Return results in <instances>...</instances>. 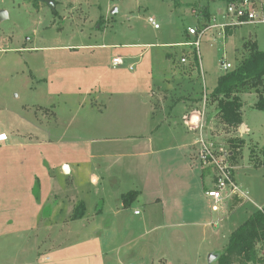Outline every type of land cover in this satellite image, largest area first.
Segmentation results:
<instances>
[{"label": "rangeland", "instance_id": "1", "mask_svg": "<svg viewBox=\"0 0 264 264\" xmlns=\"http://www.w3.org/2000/svg\"><path fill=\"white\" fill-rule=\"evenodd\" d=\"M179 2V5H175L172 0H53V3L48 0H0V12L4 13V17L0 16V131L11 132L10 141L16 137L18 139L11 151L6 148L10 141L0 143V189H53L54 184H61V189H75L68 183L71 179L69 171L60 170L59 164L63 160L82 162L84 174L79 175L78 182L75 180L74 183L77 189H84L83 195L90 206L98 200L99 193L102 195L113 191L118 195L122 190L134 189L133 185L140 182L137 178V161L128 155L121 156L119 150L125 147L124 143L110 139L120 136L121 132L130 131L132 119L136 118L130 111L133 105L131 99H126L129 103L124 104L125 98L120 97H116V102L112 104L104 94L107 93L105 89L123 87L127 84L120 82L124 77L138 73L136 69L149 60L162 62L165 54L171 51L174 52V73L193 77L191 82L195 90L202 91V86L207 88V96L200 98L202 101L194 98L191 104L188 102L189 108L193 109L184 117L189 132L179 122L192 141L195 132L192 156L198 159L197 165L203 170L210 169L199 162L198 140L201 135H206L217 145H223L236 154L237 180L249 199L246 198L234 212H231V207L220 214L211 210L214 218L225 219L211 221L210 225H217L208 226L209 233L205 232L203 226L176 225L178 219H173L169 225L164 223L158 226L147 222L144 226L128 216V220L100 231L106 234L115 228L116 233L111 234L113 237L118 235L117 243L124 248L111 251L105 261L102 257L99 261H92V255L98 257V244L94 243L95 247L83 251L81 246L76 245L73 256L80 260V264H207L211 252L224 251L235 228L252 212L264 208V164L255 165L262 158L264 147V110L255 107L258 93L251 91L241 94V112L248 130H241L242 124L236 127L224 125L218 116L211 120V124L207 122L208 116L217 107L216 101H213L214 85L228 71L222 68L221 61L227 60L233 68L239 65L249 53L244 48L249 39L256 40L259 49L264 50V23L231 27L236 31L229 33L228 26H223L230 22L226 2ZM150 17L160 25L159 28L150 23ZM189 26L207 29L199 48V72L197 69L192 72L193 68L179 63L185 54L193 58L189 48L188 53H182L183 47L161 44L186 40ZM118 56L124 60L121 66L112 63ZM160 68L156 66V74ZM129 86L138 88L136 83ZM176 89L172 88V92L167 90L169 102L175 100ZM158 93L165 95L162 91ZM103 103H109L108 110H102ZM173 116L176 120V116ZM197 119L202 121L201 127H195ZM180 120L181 117H177V122ZM162 126L160 129H163ZM229 139L242 140L237 152L232 150ZM168 149L163 147L153 159L168 161L166 159L173 156L176 160L168 161V164L179 161L180 149L176 145ZM105 151L107 156L115 157L105 160ZM10 156L14 157L10 159L12 168L11 172H6L7 158ZM92 173L103 176L104 180L98 184L92 183ZM139 176L142 178V173ZM154 184L152 182L150 185ZM13 196L23 203L24 194L20 197L15 192ZM31 201L18 206L17 201L3 203L0 197V264H52L56 259L53 251L33 253L28 250L21 253L17 247L23 243L16 236L34 233L33 227L26 224L31 221V215L37 213V206ZM74 206L77 209L74 214L81 213L80 202H75ZM101 206L102 203L98 201L94 213L87 218L89 222L75 220L71 229L66 225L46 224L37 232L39 236H46L45 239L49 236L56 239V249L62 248L65 252L67 245L63 244L67 234H73L71 240L75 244H84L97 237L98 227L92 226V220ZM51 207L44 205L47 212L55 209ZM133 210L132 207L130 211L133 213ZM140 210H143V215L137 220L149 215L145 205ZM128 211L125 214L129 215ZM187 218L190 224L192 215L188 214ZM6 222L8 224L4 226ZM133 235H141L134 249L142 252L144 247L145 259H138L136 251L127 250V241ZM61 264H66V259ZM211 264H219L218 259Z\"/></svg>", "mask_w": 264, "mask_h": 264}, {"label": "crops", "instance_id": "2", "mask_svg": "<svg viewBox=\"0 0 264 264\" xmlns=\"http://www.w3.org/2000/svg\"><path fill=\"white\" fill-rule=\"evenodd\" d=\"M234 29L229 28L228 32L233 33V31H236ZM188 38L189 36L187 34V39ZM179 42L183 41L167 42L161 44L174 46ZM125 45H134L138 47L145 46V44L128 43H125ZM179 47H183L182 53L184 51L187 52L188 48L189 51L192 50L187 46ZM173 53L174 52L172 51L167 52L165 54V58L161 59L162 62H158L153 59L149 60L148 63L146 62L145 65L143 63L141 68L136 69V72L138 73L133 74L128 78L124 77L120 81L122 84L127 83L122 85L123 87L119 89H105L107 93L104 94L105 96H108V99L112 104L116 102V97H120L125 98L124 104L129 103L126 99H131L130 103L133 105L130 111L134 113L136 118L132 119V127L130 131L121 132L120 136H114V138L110 139L122 144L124 143L123 145H125V147L122 150H119L121 156L128 155L130 156L129 158L132 160L135 158L137 161V178L140 180V182L138 181L137 185H133L135 186L134 189H126L124 192H122V190L118 193V195L113 191H111L112 193L109 192L102 195L99 193L98 200L94 201L90 206L88 199L83 195L84 189H77L78 187L74 183L75 180L78 182V178L84 174L83 164L78 160H75L72 163H70L69 160H63L59 164L60 170L62 169L64 171V169H66L69 171L71 179L68 183L71 185L70 187H74L75 189H61V184L59 186L54 184L53 189H0V197L3 203L8 202L10 204L11 201L15 200V202L17 201V205L20 206V204L25 203V201L29 202L32 200L31 202L33 205L37 206V213L31 215L30 222H26L28 227H33L34 233L28 236L26 234L16 236L18 241H22L21 243H23V245L21 244L17 246L21 253H26L28 250L33 251V253L36 251L38 253H42L43 251L50 253L53 251L52 253H55L56 259L52 264H61L64 259H66V264H70L71 262L72 264H80V260L78 258L75 259L73 256V248L78 245L81 246L80 248L83 251L88 247H95V245L93 246L95 243L98 244V252H96V256L98 257L96 258L92 255V261H99L102 258L105 261V258H107L111 251H116V249L120 250L124 247L117 243L118 235H114L115 237L112 236L114 233H116V230L114 232L115 228L112 229L110 233L102 234V232L104 229H106V227L110 229L113 225H116L117 222L119 223L128 220V216H131V219L134 221L142 223V225L150 222L155 223L158 226H162L164 223L169 225L173 219H178L176 225L187 224L203 226L206 233H209L208 229L210 227L208 226L217 225V223H214L215 225H210L211 221H216L219 218L222 219V221L225 219L222 217L214 218L215 214L211 212L212 209L210 205L212 203V199L208 196L207 191L214 185L213 174L210 169H201V167L197 165L198 159L195 160V157L192 156V153L194 152L193 143L196 138L195 132L194 140L192 141L191 137L188 136V133L183 131L179 125V122H182V124L187 128V125L184 122V117L193 110L189 108L188 102L191 104V101L193 102L194 98L202 99L204 95L207 96V88L202 86L203 93L200 90H195L194 84L191 82L193 77L176 74V72L174 73L172 65L174 60L172 57ZM139 61H136V63ZM179 63H182L181 65L183 66L187 65L191 69L193 68L192 72H195L194 69H197L198 72L200 71V69L197 68L200 67L199 62L191 58L190 55H188L187 62L183 63L181 61ZM156 66H161L160 70H158V74L155 73ZM172 75L175 76L173 77ZM180 78L183 79L180 80ZM180 81H183V83L185 82L186 84H179ZM133 83H136V86L138 85L139 90L138 88L136 89L133 88V86H129ZM174 84L180 85L181 88L179 86V88L174 86ZM217 84L218 80L214 85V88H216ZM172 88H177L174 93L176 94V98L174 101L169 102L168 93L166 94V92L167 90L172 92ZM159 91H162L165 95L160 96L158 93ZM102 93L101 95H103ZM201 99L200 101H202ZM205 102L207 103V99ZM101 106H104L102 110L106 111L108 110L109 103H103ZM216 110L217 107H215V110L212 112V114L208 116V123L211 124V120H214V118L217 117ZM173 115L176 116V120L173 118ZM177 117H181V120L178 122ZM160 126H162L163 129H160ZM248 129L249 128H247L243 118L241 130L246 131ZM2 131L5 132L6 130H1L0 132ZM6 133L8 134V140L0 141V143L10 141L12 133ZM16 138H13L8 144H6V148H8L9 151H11V148L15 146V141L18 140H16ZM171 145H176L177 148L180 149L181 153L179 161L174 162L173 164H168V161L176 160L173 158V156L169 157V159L164 158L168 161H160V158H157V160L153 159V156L160 150H163V147L164 149H168ZM103 156L105 160L107 158L115 157L114 155L107 156L106 151L103 153ZM12 158L14 157L10 156L7 158L6 172H11ZM141 168L142 171H139ZM129 170L133 171L131 169ZM103 172L106 174L105 170ZM141 173L142 178L139 176ZM102 179L104 180L103 176L97 175L95 173L91 174V182L94 184L100 183V180ZM152 182H155L153 186L150 185ZM130 191H137L138 195L127 205L123 200V195ZM15 192L20 195V197L22 194H24L23 203H20V198L13 196ZM244 192L246 193L245 190ZM74 197L77 198L76 201H74ZM239 199H242L241 202L234 209H232L231 212H234L238 206L243 205L246 200L243 198ZM98 201L102 203V206L96 214V217L92 220V222H94L92 226L96 225V227H98L96 233L97 237H94V239L92 238L91 240L85 241L84 244H75L74 241L71 240L73 238V234H67L64 238L65 243L63 244V246H67H65V252H63L62 248L58 250L56 249V239L51 238V236H49L47 239H45L46 236H39L40 233L37 231L41 230L42 226L46 224L51 226L66 225L71 229L73 227L72 224L76 222L75 220L85 223L88 220L87 218H90V216L94 213L93 209ZM75 202H80L81 205V208L79 209V212L81 213L76 215L74 214L77 210H75ZM46 204H49L50 207L52 206L51 209H53V207H55V209L51 211L49 209L48 212L45 211L46 207L44 208V205ZM142 205H145L149 209V215L137 220L139 216L143 215V210H140ZM11 206L16 208L15 204H12ZM4 207L6 208L7 206ZM132 207L134 208L133 213L130 211ZM127 209L129 210V215L125 214ZM137 209L140 210V213L138 214L135 213V210ZM188 214L192 215V220H189L190 224L187 222ZM8 220L9 219L6 221L8 222ZM7 222L4 223V226L8 224ZM69 224L71 225L69 226ZM26 229L28 230V228ZM100 231L102 232L100 233ZM140 237L138 235H133L127 241V250H134L133 252H135V249L137 248L136 244ZM92 241L94 242L92 243ZM67 242L71 243V247L69 249L68 247L70 245L66 244ZM147 244L145 243V245ZM43 247L45 248L44 250ZM144 249L145 248L143 247L142 252L140 249L136 251L137 253L135 252V254L138 256V259H145L143 254ZM209 251H212V249ZM87 255L89 256V253Z\"/></svg>", "mask_w": 264, "mask_h": 264}, {"label": "trees", "instance_id": "3", "mask_svg": "<svg viewBox=\"0 0 264 264\" xmlns=\"http://www.w3.org/2000/svg\"><path fill=\"white\" fill-rule=\"evenodd\" d=\"M179 5V0H172ZM215 1V0H211ZM226 3L235 0H217ZM244 48L249 53L236 67H232L218 79V84L213 91V101L217 103L216 114L227 125L239 126L243 122L241 94L256 91L258 100L255 107L264 110V50L259 49L257 41L249 39ZM195 59H198L195 55ZM234 151L242 140L229 139ZM237 152V151H236ZM233 152L232 158H235ZM264 164V147L262 158L255 165ZM138 195L137 191H130L123 195L125 204H129ZM242 199L236 198L231 205L234 209ZM264 208L257 209L235 228L230 236L224 251L220 253L219 264H264Z\"/></svg>", "mask_w": 264, "mask_h": 264}, {"label": "built area", "instance_id": "4", "mask_svg": "<svg viewBox=\"0 0 264 264\" xmlns=\"http://www.w3.org/2000/svg\"><path fill=\"white\" fill-rule=\"evenodd\" d=\"M226 13L230 18V22L223 25L225 28L227 26L231 28L241 25L263 24L264 0H235L227 3ZM149 21L155 28L160 27L153 17H150ZM217 25L218 24H214L213 26ZM220 25L222 26V24ZM206 30H200L198 27L189 26L187 28L189 38L183 42L177 43L175 46L190 47L192 49L193 59L200 64L199 48L201 46V39ZM188 55L189 54H185L181 57L183 63L188 61ZM195 55L198 59H195ZM123 63L124 60L120 56L113 59V64L115 65H122ZM221 66L225 70H230L232 68V64L225 59L221 61ZM198 119L195 127H201L203 125L202 121ZM6 140H8V134L4 131L0 132V141ZM198 143L200 148L199 162L202 163L204 168H210L213 174L214 185L207 191L208 196L212 199V210L218 213H225L231 207L235 198L248 199L247 193L244 192L237 180V166L234 164L235 161L232 158L233 152L229 151V149L223 145H217L216 142L211 138H207L206 135H201ZM135 213H140V210H135Z\"/></svg>", "mask_w": 264, "mask_h": 264}, {"label": "water", "instance_id": "5", "mask_svg": "<svg viewBox=\"0 0 264 264\" xmlns=\"http://www.w3.org/2000/svg\"><path fill=\"white\" fill-rule=\"evenodd\" d=\"M50 3H53V0H48ZM0 16L1 18L4 17V13L3 11L0 12ZM220 253H216V252H211L208 255V263L207 264H211L213 261H216L217 259H219Z\"/></svg>", "mask_w": 264, "mask_h": 264}]
</instances>
